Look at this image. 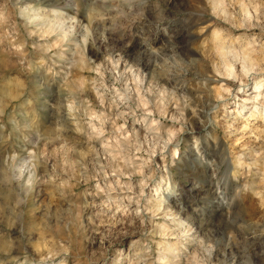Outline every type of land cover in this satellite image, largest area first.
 <instances>
[{"label":"rangeland","instance_id":"374dc122","mask_svg":"<svg viewBox=\"0 0 264 264\" xmlns=\"http://www.w3.org/2000/svg\"><path fill=\"white\" fill-rule=\"evenodd\" d=\"M223 6L0 0V264H264V98L213 42L264 0Z\"/></svg>","mask_w":264,"mask_h":264},{"label":"bare ground","instance_id":"6f19581e","mask_svg":"<svg viewBox=\"0 0 264 264\" xmlns=\"http://www.w3.org/2000/svg\"><path fill=\"white\" fill-rule=\"evenodd\" d=\"M211 1H212V6L215 10H218V11L221 10L220 13H224V14L227 13L226 9L223 6V0H211ZM239 10H240V13H244V15L249 14L247 7L243 3L239 4ZM34 14L37 15L36 13H34ZM227 15L228 14H226V16ZM226 19H229V15H228V18L226 17ZM169 28H171V27H169ZM169 28H168V30H169ZM170 31L172 33V36L184 33L183 30L181 32L180 31L178 32V29L176 32L175 31L173 32L172 29ZM213 42L215 45L216 52L218 54L217 58L219 59L218 61L221 65V70H223L225 72L227 77H229V76L236 77L237 66H238V68H240L239 71H241L244 74V76H246V77L252 76V79H253L252 85L246 89L244 84H243V85H241L242 88L240 87L239 89L241 90V92H243L245 94L247 93V96L242 97V100H243L242 108L246 106V103H252L253 109L255 110L257 103L261 102V100H260L261 97L264 98V86L261 88L262 80H263L262 79V75H263L262 70L264 67V65L262 67V63L264 61L263 45L255 46L253 44H250V46L244 48L242 51L241 50L237 51L236 47L238 48V46H236V43L233 40V38L225 39V35L222 32H220L218 29H215L213 31ZM149 44H152V41L150 40V35H149L148 41L142 45V47H143L142 49H144L146 51L148 49L147 45H149ZM238 68H237V70H238ZM171 81H172V79H171ZM259 96H261V97H259ZM261 104L264 106V103L261 102ZM235 111L238 112L240 110L237 109ZM202 113H204V112H201L200 114H202ZM260 113H262L264 115V110L261 111ZM251 115H252V113H251Z\"/></svg>","mask_w":264,"mask_h":264}]
</instances>
